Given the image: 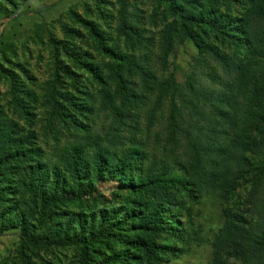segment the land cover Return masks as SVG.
I'll return each mask as SVG.
<instances>
[{"label": "trees", "instance_id": "trees-1", "mask_svg": "<svg viewBox=\"0 0 264 264\" xmlns=\"http://www.w3.org/2000/svg\"><path fill=\"white\" fill-rule=\"evenodd\" d=\"M18 1L0 0V21L17 15ZM160 1L173 16L164 50L196 49L183 81L165 84L160 156L139 138L155 41L123 4L113 15L109 0H92L86 16L72 15L79 26L61 23L42 87L13 43L0 47V235L17 231L21 264H35L31 251L67 247L77 248L75 264H161L182 253L162 239L185 237L183 193L229 202L242 180L248 195L221 208L204 264H264V0ZM106 183L112 196L99 205L92 190ZM86 195L78 211L68 207Z\"/></svg>", "mask_w": 264, "mask_h": 264}, {"label": "rangeland", "instance_id": "rangeland-1", "mask_svg": "<svg viewBox=\"0 0 264 264\" xmlns=\"http://www.w3.org/2000/svg\"><path fill=\"white\" fill-rule=\"evenodd\" d=\"M109 2H103L110 8L109 13L117 14L123 4L128 14L136 16L140 24L150 30L148 35L154 37L151 60L156 84L151 102L147 106L149 111L142 112L140 116L142 132L139 134V138L151 155L158 154L160 156L164 152L169 114V98L166 96L168 93L165 91V84L172 79L177 82L183 81L184 73L190 72L192 69L196 49L191 42L186 41L175 44L168 51L164 50L161 32L165 25L172 21L173 16L169 14L166 4L160 0H109ZM86 3H92V0H19L13 9V14L17 15L14 18L0 21V47L5 42L14 44L17 60L21 61L28 68L30 74L36 78L34 82L37 87L44 86L46 81L51 78L52 56L55 54L49 37H62L61 23L76 26L77 22L73 21L72 15L86 16ZM109 23H111L110 30L113 33L117 24L116 18L114 17ZM81 42L83 41L81 40ZM92 52L98 59L109 62V58L99 55L95 50ZM58 57L64 58L62 55H58ZM6 90L7 86L0 83V97L6 95ZM170 92L171 89L169 94ZM2 101L4 102L3 99ZM100 117L103 119L104 116ZM100 124L101 122L97 120L98 131H100ZM248 190L249 184L242 180L229 202L220 201L216 195L211 193L201 197L183 193L184 204L178 212L186 230L184 239L174 241L172 238H164L165 234L161 236L164 238L163 242L171 246H174V243L177 248L182 249V253L161 264L206 263L211 258L213 234L222 225L221 208L241 206L248 195ZM92 191L99 205L107 203V200L112 196L109 183L98 184ZM87 199H90V195L75 196L66 201L71 210L78 211V208ZM196 236L198 237L195 241L189 240L190 237ZM20 245L21 240L17 231L8 230L0 235V264H21ZM113 247L116 249L119 245L115 243ZM29 254L35 264H45L46 261L55 264H75L77 248H42L31 251Z\"/></svg>", "mask_w": 264, "mask_h": 264}]
</instances>
